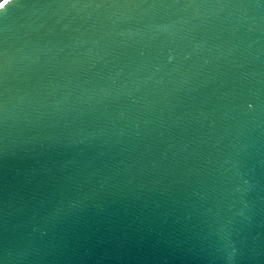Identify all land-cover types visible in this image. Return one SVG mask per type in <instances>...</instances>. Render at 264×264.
Instances as JSON below:
<instances>
[{
	"label": "water",
	"instance_id": "1",
	"mask_svg": "<svg viewBox=\"0 0 264 264\" xmlns=\"http://www.w3.org/2000/svg\"><path fill=\"white\" fill-rule=\"evenodd\" d=\"M0 264H264V0L6 5Z\"/></svg>",
	"mask_w": 264,
	"mask_h": 264
},
{
	"label": "snow or ice",
	"instance_id": "2",
	"mask_svg": "<svg viewBox=\"0 0 264 264\" xmlns=\"http://www.w3.org/2000/svg\"><path fill=\"white\" fill-rule=\"evenodd\" d=\"M12 2V0H2V2H0V11H3L5 6L10 4Z\"/></svg>",
	"mask_w": 264,
	"mask_h": 264
}]
</instances>
